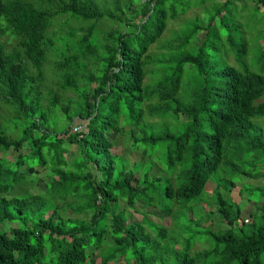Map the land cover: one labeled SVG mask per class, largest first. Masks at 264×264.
Segmentation results:
<instances>
[{"label":"trees","instance_id":"1","mask_svg":"<svg viewBox=\"0 0 264 264\" xmlns=\"http://www.w3.org/2000/svg\"><path fill=\"white\" fill-rule=\"evenodd\" d=\"M217 1L0 0V264H264V0Z\"/></svg>","mask_w":264,"mask_h":264},{"label":"rangeland","instance_id":"2","mask_svg":"<svg viewBox=\"0 0 264 264\" xmlns=\"http://www.w3.org/2000/svg\"><path fill=\"white\" fill-rule=\"evenodd\" d=\"M135 2H139L141 0H134ZM245 1V0H244ZM254 0H248L247 3H246V16H245V19H244V23L247 25L248 27V31H249V36H252V31L250 30L249 26H252L254 20H255V17L252 16L251 14V11H250V7L249 5H251V3L253 2ZM216 2H218L217 0H193V7H191V9L189 10L188 13L186 14H181L180 17L176 18V19H172L169 23V28L168 30L166 31L164 37L165 38H172V36L174 35L175 32H177L179 29L181 28H184L185 26V22L187 21H194L196 17H199L202 21H207L208 20V17L209 15L214 11H215V4ZM128 0H123V3H122V7L120 8L119 10V13L120 15H122L123 17L129 19L128 17V14L129 13H132V9L129 8L128 9ZM239 5V0H233L231 2V8L234 10V12H236V9ZM125 6V7H124ZM124 8V9H123ZM212 11V12H211ZM220 16V15H219ZM218 16L217 20L220 21V17ZM263 19H264V13L262 11V16H261ZM231 18H233V14H231ZM104 19V18H103ZM107 19L109 18H106L105 19V27L103 28H97L98 30H106V29H110L112 28V24L113 23L112 21H108ZM261 27H264V24H262L260 26ZM69 29V27L65 28V30ZM128 31V30H127ZM203 36H204V32H200L199 34H197V38L195 40V44H201L202 42V39H203ZM57 49L55 50H51L50 53H49V56L47 58V61L45 62L44 66H43V69H44V72L48 78V81H52V80H55L56 76H59L61 77L64 72L59 70L56 66L57 62L62 58V55L63 53L66 51V47H63L62 44L59 42L57 43ZM255 50H257L255 48ZM255 50L251 49V51L254 53ZM73 94V92H72ZM0 103H1V107L2 109L0 110V128L2 130H6L10 127L11 123H12V119L11 118H14V112H12V110L14 109V107L10 104H7L5 103V101H3V99L1 98L0 99ZM11 119V120H10ZM73 148V152H76L74 149L77 148V145L73 144L72 146ZM115 151L116 152H125L126 151V148H125V145H123L122 143H119L117 144L115 147ZM25 150V149H24ZM136 152L133 153V157L136 159V160H141V157L140 156H135ZM2 155V152H0V157ZM69 157L72 156V153L68 155ZM132 156V153L130 154V157ZM7 158L8 160H13L15 158V152H14V149H10L8 154H7ZM264 170V169H263ZM42 171V175L45 174L47 171H49L47 168H43L41 169ZM258 182H261V183H264V180H260ZM256 183V181H255ZM214 183L213 182H208L207 183V188L208 190L210 191L209 193H211V189L213 187ZM240 187H241V184H237V186L234 188V191H233V196L235 198V200L237 202H241V203H244L242 202L244 199L241 198L240 194H239V191H240ZM140 207H143L144 210H146L147 212H150L152 214V212L155 213L156 215V218L155 220L158 221V222H161V221H164L166 222L167 224L170 223V219L168 218H165V216L161 213H158V209L157 208H154V207H146V206H140ZM247 211L249 212L252 208V206L248 205V206H245ZM154 217L153 215H150V217ZM142 218V214L141 212H137V211H134L132 210V217L130 218V220L132 221L133 219H141ZM11 226H16V224H11ZM196 249H202V245L201 244H197L196 245ZM97 258H98V261H100V258L99 256L97 255ZM111 264H125V261L124 260H119V261H115V262H111Z\"/></svg>","mask_w":264,"mask_h":264},{"label":"crops","instance_id":"3","mask_svg":"<svg viewBox=\"0 0 264 264\" xmlns=\"http://www.w3.org/2000/svg\"><path fill=\"white\" fill-rule=\"evenodd\" d=\"M245 1H248V0H245ZM255 1H253L251 4H254ZM262 10H264V7L262 8ZM263 24H264V19H263ZM254 35V30L252 29V36Z\"/></svg>","mask_w":264,"mask_h":264},{"label":"built area","instance_id":"4","mask_svg":"<svg viewBox=\"0 0 264 264\" xmlns=\"http://www.w3.org/2000/svg\"><path fill=\"white\" fill-rule=\"evenodd\" d=\"M82 128V126L78 127V130H80Z\"/></svg>","mask_w":264,"mask_h":264},{"label":"clouds","instance_id":"5","mask_svg":"<svg viewBox=\"0 0 264 264\" xmlns=\"http://www.w3.org/2000/svg\"><path fill=\"white\" fill-rule=\"evenodd\" d=\"M84 127H82L81 129H83Z\"/></svg>","mask_w":264,"mask_h":264}]
</instances>
